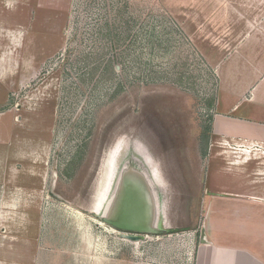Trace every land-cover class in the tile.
Here are the masks:
<instances>
[{"label":"rangeland","instance_id":"rangeland-1","mask_svg":"<svg viewBox=\"0 0 264 264\" xmlns=\"http://www.w3.org/2000/svg\"><path fill=\"white\" fill-rule=\"evenodd\" d=\"M263 13L264 0H0V264H90L95 241L133 263L173 247L156 263L184 264L202 219L198 160L228 98L218 92L264 69V33L242 28ZM114 142L110 195L120 178L133 199L129 170L150 175L137 146L161 178L164 231H130L137 242L91 210Z\"/></svg>","mask_w":264,"mask_h":264},{"label":"crops","instance_id":"crops-1","mask_svg":"<svg viewBox=\"0 0 264 264\" xmlns=\"http://www.w3.org/2000/svg\"><path fill=\"white\" fill-rule=\"evenodd\" d=\"M242 28L264 33L263 19ZM257 47L261 49L257 61L264 63V45L259 43ZM237 77H226L229 86L219 89V95L228 98L222 104L218 101L219 109L208 128V148L198 160V177H203L202 219L198 243L187 249L184 264H264V69L251 67L241 75L246 81L243 86L234 84ZM111 226V230L117 229ZM154 227L158 232L152 233L164 231L156 220ZM129 232L120 229L117 236L123 241L141 240ZM94 247V262L90 264H157V259L177 256L173 247H154L141 252L148 258L146 262L141 263L138 256L133 263L124 246L116 256L109 245L100 247L95 241ZM172 259L166 260L171 263Z\"/></svg>","mask_w":264,"mask_h":264},{"label":"water","instance_id":"water-1","mask_svg":"<svg viewBox=\"0 0 264 264\" xmlns=\"http://www.w3.org/2000/svg\"><path fill=\"white\" fill-rule=\"evenodd\" d=\"M130 171L138 176L137 183H134L132 180H128L125 184L127 185V189L128 186H130L129 189H135L133 193L135 194L134 198L124 200L122 196L118 194L119 191L117 188L120 183L119 178L117 188L114 191L115 193L112 194L113 196L110 199V205L106 210L107 215L100 216V218L122 230L134 232H158V230L154 227L157 201L151 179L148 177L149 174L138 169L136 171L134 169ZM129 193L130 192L128 191V194ZM116 211L119 215H121L119 219L113 215ZM129 238L134 240L138 237L129 236Z\"/></svg>","mask_w":264,"mask_h":264},{"label":"bare ground","instance_id":"bare-ground-1","mask_svg":"<svg viewBox=\"0 0 264 264\" xmlns=\"http://www.w3.org/2000/svg\"><path fill=\"white\" fill-rule=\"evenodd\" d=\"M120 143L121 142L116 144L114 142L113 144H116V145H113V148L111 150H109V151L107 150L108 154H107V157L105 160L104 169H103L101 176L98 180V183L96 185V190L94 193V198H93L91 210H92V212H94L95 214L100 215V216L107 215L106 210L109 207L110 199L113 196L112 194L110 195L113 176H114L113 170H112V168H113V161L112 160H113V157H115V155L118 151V148H120L119 147ZM134 151L138 154V157H140L143 160L144 164L148 167L147 171L151 175V177H150L151 181H154L155 185L160 186L161 185V178H160L155 166L152 165L151 162H149L145 159V157L147 158L146 154L142 153L141 149L140 150L138 149V146L136 148H134ZM143 155H144V157H143ZM113 190H115V189H113ZM156 209H158L161 212V214H163V210H164L163 207H158Z\"/></svg>","mask_w":264,"mask_h":264}]
</instances>
